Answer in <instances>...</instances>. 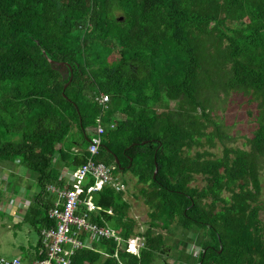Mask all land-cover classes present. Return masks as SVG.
<instances>
[{
    "label": "trees",
    "instance_id": "16d2710c",
    "mask_svg": "<svg viewBox=\"0 0 264 264\" xmlns=\"http://www.w3.org/2000/svg\"><path fill=\"white\" fill-rule=\"evenodd\" d=\"M226 20L234 27L224 32ZM206 34L219 49L225 40V85L260 97L249 149L224 146L215 158L189 153L204 134L200 118L207 116L198 98ZM51 60L71 66L65 88L69 75L62 78ZM102 94L108 96L104 106L96 100ZM168 101L177 107H164ZM98 119L104 132L94 160L114 165L112 178L123 185L126 173L134 178L148 208L147 226L136 230L124 191L111 184L91 193L95 209L88 219L114 228L124 242L141 234L144 247L136 256L101 237L76 249L69 264H155L168 250L174 264H264L258 202L264 0H0V162L29 170L36 183L15 224L26 223L37 234L26 264L46 257L41 233L55 227L48 210L58 196L48 185L75 187L60 176L59 164L76 172L86 162L88 130ZM70 131L76 137L65 145ZM205 137L211 142L214 135ZM194 175L203 186L191 185ZM94 182L88 174L77 183V214L85 212L86 189ZM226 188L230 193L223 196ZM78 237L84 241L88 234ZM188 244L198 248L196 254L186 250Z\"/></svg>",
    "mask_w": 264,
    "mask_h": 264
},
{
    "label": "rangeland",
    "instance_id": "374dc122",
    "mask_svg": "<svg viewBox=\"0 0 264 264\" xmlns=\"http://www.w3.org/2000/svg\"><path fill=\"white\" fill-rule=\"evenodd\" d=\"M222 15V13L220 14ZM208 25V30L212 26ZM227 26L234 27L230 20L225 21L221 26L227 32ZM201 67L198 70V98L205 106L206 117L200 118L204 126V133L198 142L191 145L189 153H203L204 157L215 158L221 155L224 146L239 147L249 149L247 140L251 138L258 126L260 112V97L251 89H234L225 85L227 69L229 63L223 61L221 48L225 45L223 40L220 49L214 45L213 36L206 34L202 36ZM177 101H168L163 105L170 108L177 107ZM200 110L192 111L193 115L199 114ZM218 129L216 130V128ZM217 131V132H216ZM213 133L214 138L210 142L205 137ZM76 135L69 132L63 143L69 145ZM261 191L259 194V217L263 219L264 214V160L258 165ZM124 185V198L129 202L128 213L136 221V230L143 231L147 224L148 208L137 196V188L134 178L126 173ZM204 182L200 175H194L191 185L203 186ZM236 188V186H231ZM36 190L34 175L29 170L17 166L11 162H0V256L12 258V252L20 249L21 253L16 255L23 263L28 262L29 257L35 251L37 234L35 230L26 223H16L21 221L24 210L29 203L32 191ZM230 190L226 188L223 196L229 195ZM218 203V208L221 207ZM170 243V242H168ZM188 252L197 253L198 248L192 244L186 247ZM158 256L155 264H162L166 261L174 264L172 251L168 250Z\"/></svg>",
    "mask_w": 264,
    "mask_h": 264
},
{
    "label": "built area",
    "instance_id": "2783aa9c",
    "mask_svg": "<svg viewBox=\"0 0 264 264\" xmlns=\"http://www.w3.org/2000/svg\"><path fill=\"white\" fill-rule=\"evenodd\" d=\"M96 100L101 105H105L108 101L107 95H100ZM112 127L113 124H110ZM104 128L99 119L96 126L92 127L86 150L88 156L86 162L83 163L73 174V182L76 183L74 188H55L48 185L50 191L57 193L58 199L54 205L48 210V217L55 221V227L42 230V243L46 250V257L41 260L33 261L29 264H69L73 252L82 246H91L87 243L88 239H98L101 237L113 238L117 247L121 246L126 252L139 256L140 249L144 247V236L141 234H133L128 237L125 242L119 237L116 230L108 225L99 226L88 219L89 212L95 209L91 200V193L97 191L104 184H111L117 191L124 190L123 185L115 182L112 178V170L114 165H106L102 162L94 160L101 144V136ZM90 174L95 178L93 185H89L86 189L88 193L85 199V212L77 214L76 209L81 203V188L78 182L82 181L86 175ZM83 231L88 234L84 241L79 239L78 234ZM115 255V254H114ZM0 264H24L17 256L5 258L0 256Z\"/></svg>",
    "mask_w": 264,
    "mask_h": 264
},
{
    "label": "water",
    "instance_id": "95a60500",
    "mask_svg": "<svg viewBox=\"0 0 264 264\" xmlns=\"http://www.w3.org/2000/svg\"><path fill=\"white\" fill-rule=\"evenodd\" d=\"M118 19L122 20V17H119ZM50 63L53 65V68L57 69L60 72L62 78L69 75V80L64 84V88H65L71 79V69H72L71 66L69 64H65L64 62H58L53 60H51ZM115 162L117 163V159H115ZM155 172H156V167L154 170V174ZM20 253H21L20 249H15L12 252V256H16Z\"/></svg>",
    "mask_w": 264,
    "mask_h": 264
},
{
    "label": "crops",
    "instance_id": "0c3cea01",
    "mask_svg": "<svg viewBox=\"0 0 264 264\" xmlns=\"http://www.w3.org/2000/svg\"><path fill=\"white\" fill-rule=\"evenodd\" d=\"M91 129H92V127L91 128H89V130H88V133H89V135H90V132H91ZM78 148L77 147H75V146H72L71 147V150H73V151H76ZM60 165V176L63 178V179H65V181L67 182V184L68 183H73V173H74V171L73 170H71V169H69V168H67V167H65V166H63L62 164H59ZM115 182H117V183H119V184H121L119 181H117L116 179H115ZM121 185H123V184H121ZM123 187H124V185H123ZM125 189V188H124ZM123 191V190H122ZM33 193V192H32ZM88 242L87 243H89L90 245H91V241H92V239H88L87 240ZM26 264V263H25Z\"/></svg>",
    "mask_w": 264,
    "mask_h": 264
}]
</instances>
